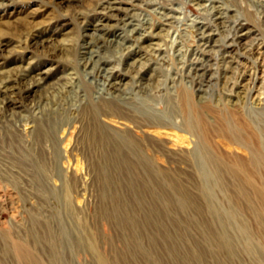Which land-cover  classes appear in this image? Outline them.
Listing matches in <instances>:
<instances>
[{
    "label": "rangeland",
    "instance_id": "374dc122",
    "mask_svg": "<svg viewBox=\"0 0 264 264\" xmlns=\"http://www.w3.org/2000/svg\"><path fill=\"white\" fill-rule=\"evenodd\" d=\"M94 1L80 0L76 5H69L61 0H0V75L12 76L4 80V85L0 84V100L10 98V91L4 86L15 85L14 78L23 68L22 76L40 74L45 83L42 81L41 86L35 87L28 96L11 98L23 104L38 100L46 102V96L50 95V91H46V69L53 68L52 77L56 76L50 83L66 77L68 72L63 54L53 53V49L70 46L73 38L82 43L87 35L100 33L97 29L85 28L84 19H76L72 14L81 12L85 17L94 18L103 28L118 25L114 18L97 21L101 15L94 11ZM108 1L123 7L125 10L118 11V16L131 15L133 24L139 23L138 18H152L162 24L164 17L159 13L160 4L172 8L167 13L180 19L174 23L171 36L166 37L162 48L173 45V71L181 70L183 65L181 51L177 50L185 44L189 24L210 22L212 43L216 45L212 50L220 54L232 26L245 18V11H254L250 2H258L225 0L223 6L229 11L225 18L216 19L215 10L209 8L207 11L214 2L206 0L201 1L205 8L192 0ZM255 24L253 18L248 23L252 31L241 35L239 44L230 46L231 54L225 57L231 67L228 75H235L234 80L239 79V82L243 77L242 84L252 87L249 104L254 107L264 78V31ZM112 29L117 34H125L119 27ZM40 34L51 35V38L46 41ZM26 39L28 43L24 42ZM190 48L193 52L195 48L197 50L196 44H191ZM14 59L21 63H12ZM214 61L223 64L220 56ZM208 63L209 60L205 62ZM254 72L255 83L251 84ZM223 82L222 76L219 93H226ZM6 103L10 105L8 114L11 116L7 119H11V125L0 128V155L6 168L13 164L33 175L34 161L41 149L28 136L31 124L23 125L18 121V114L13 113L18 110L16 104ZM102 121L112 130L128 128L135 132L133 126L123 122ZM79 128L72 126L59 137L65 140L67 134H76ZM17 130L18 144L1 141L4 131L14 133ZM143 132L160 139L168 152L188 154L193 151L194 139L184 131L165 129L161 130V135L147 129ZM177 134L187 139L185 143H174L176 140L171 136ZM65 143L61 144L63 158L59 167L67 180L73 178L77 182L69 191L70 203L65 201L64 192L57 191L62 186L58 177H47L46 185L33 189L31 194L24 193L23 189L15 191L10 186L4 188L9 184L0 178V196L5 200V205H0V264H31L19 260L13 248L16 243L22 244L37 264H264V196H257L253 189L242 187L230 175L219 180L206 178L199 173L196 162L191 165L170 163L161 156L155 157L154 161L166 172L164 175L127 172L123 168H114L115 163H109V168L106 165V172L94 169L89 173V159L85 160L79 154L69 161L67 155L72 143L68 146ZM220 145L227 154L247 158V152L241 148ZM92 155L90 166L99 165L97 151ZM259 181H264V177Z\"/></svg>",
    "mask_w": 264,
    "mask_h": 264
},
{
    "label": "bare ground",
    "instance_id": "6f19581e",
    "mask_svg": "<svg viewBox=\"0 0 264 264\" xmlns=\"http://www.w3.org/2000/svg\"><path fill=\"white\" fill-rule=\"evenodd\" d=\"M61 1L69 5L80 2ZM201 1L203 0H192L205 8L206 5ZM206 1L214 2L207 11L209 8L215 10L216 19L226 17L229 9L223 6L224 2L226 4L225 0ZM114 4L108 0H95L92 5L94 11L101 15L97 21L116 19L118 25L111 28H103L101 24L99 26L94 18L85 17L81 12L72 14L76 19H84L81 22L85 28L91 27L100 33L95 36L87 35L82 43L73 38L70 46L53 49V53L63 54L68 72L66 77L50 83L56 76L52 77L53 68L46 69V91H50L46 102L38 100L23 104L11 98L16 95L23 98L35 87H40L41 82H44V77L40 74L22 76L23 68L20 67L14 78L16 84L4 86L5 90L10 91V98L0 100V128L11 125V119H7L11 116L8 114L11 111L10 105L6 102L16 104L18 110L13 113L18 114V121L23 122V125L31 124L28 136L41 149L34 161L35 171H31L33 175L29 174V170L26 172L13 164L6 168L0 155V178L7 180L9 184L4 188L8 189L10 186L15 191L23 189L24 193L31 194L33 189L46 185L47 177L55 176L62 180V186L57 191L64 192L65 201L70 203L69 191L77 182L73 178L67 180L65 172L59 167L63 158L61 144L65 141L66 146L72 143L67 155L69 161L74 155L81 154L92 163V154L97 151V160L101 163L90 166L88 162L89 173L94 169L105 171L109 163H115L114 168H123L127 172L164 175L166 172L157 167L154 161L155 157L161 156L170 163L191 165L196 162L199 173L206 178L219 180L224 175H230L242 187L253 189L257 196H264V181H259L264 177V98H260L264 96V78L254 107L249 104L252 87L247 88L242 84L243 77L239 82V79L234 80L235 75H228L231 67L225 61L226 55L231 54L230 46L239 44L240 36L252 31L248 23L253 18L255 25L264 31V0L250 2L254 11H245V18L232 26L231 34L220 54L212 50L213 45H216L212 43L213 29L210 22L193 21L189 24L190 31L186 35L185 44L177 50L181 51L183 65L181 64V70L176 68L174 71L175 59L171 55L173 45L171 48H162L166 37L171 36L174 23L180 19L167 13L172 8L160 4L159 13L164 17L162 24L152 18H138L139 23L133 24L131 15L118 16V11L125 9ZM128 26L132 28L128 29ZM116 27L121 28L125 34H117L112 29ZM40 35L46 41L51 38V35ZM146 41L148 43L144 45ZM24 42L28 43V39ZM191 44L197 46L194 52L191 51ZM210 55H214L217 61L220 56L225 67H221L223 64L214 61L215 58ZM206 56L209 58L206 59ZM207 60L209 63L205 64ZM16 62L20 60L12 61ZM255 73L251 84L255 83ZM222 76L226 93L218 91ZM9 77L12 76H1L0 84ZM3 118H6L7 124ZM102 119L123 122L133 126L135 132L128 128L122 131L112 130ZM72 126H79L80 130L76 134H67L66 139L62 140L59 134L70 130ZM143 129L152 130L156 135H161V130L165 129L184 131L194 139L193 151L188 154L168 152L160 139L147 136ZM2 135L1 141L4 143L18 144V130L14 133L4 131ZM171 137L175 138V144H182L187 140L178 134ZM219 142L243 149L247 152V158L227 154ZM10 197L11 195L8 199ZM4 201L0 196L2 207L5 205ZM13 248L19 260L37 264L22 244L16 243ZM102 262L104 263L103 260Z\"/></svg>",
    "mask_w": 264,
    "mask_h": 264
}]
</instances>
